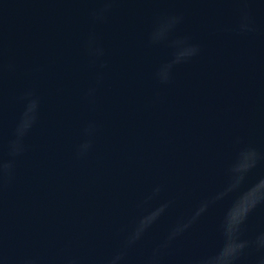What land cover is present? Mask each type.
Instances as JSON below:
<instances>
[{"label": "water", "instance_id": "1", "mask_svg": "<svg viewBox=\"0 0 264 264\" xmlns=\"http://www.w3.org/2000/svg\"><path fill=\"white\" fill-rule=\"evenodd\" d=\"M261 237L264 0H0V264H264Z\"/></svg>", "mask_w": 264, "mask_h": 264}, {"label": "clouds", "instance_id": "2", "mask_svg": "<svg viewBox=\"0 0 264 264\" xmlns=\"http://www.w3.org/2000/svg\"><path fill=\"white\" fill-rule=\"evenodd\" d=\"M245 27L247 28V25H245ZM195 52H196V49H195V48L189 49V50L186 51V53H187L186 56L193 55V54H195ZM165 78H166V76H165ZM33 107H34V105H33ZM27 126H28V125L25 124L24 127H27ZM22 131H23V130H21V133H22ZM83 147L86 149V148L88 147V145H84ZM5 167H7V166H5ZM156 215H158V213H157V214H154L152 217H149V218L145 219L144 221H142L141 226H140V228L138 229L137 234H136L137 237L139 236L140 232H142L143 229H144L149 223H151V221H152L153 219H155V216H156ZM238 222H239V221H237L236 223H238ZM234 224H235V223H234ZM229 228L232 230V225H231V224L229 225ZM260 243H261V245H264V237H261V239H260ZM243 247H244L243 244H235V243H234V244L232 245V253H231L230 257L233 256L236 252L239 251V249H241V248H243ZM117 259H119V258H117ZM209 264H212V262H209Z\"/></svg>", "mask_w": 264, "mask_h": 264}]
</instances>
